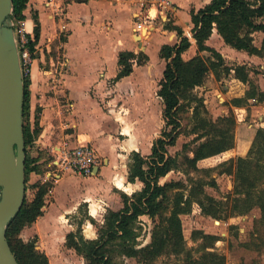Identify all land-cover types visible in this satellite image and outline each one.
I'll return each instance as SVG.
<instances>
[{"label":"trees","instance_id":"trees-1","mask_svg":"<svg viewBox=\"0 0 264 264\" xmlns=\"http://www.w3.org/2000/svg\"><path fill=\"white\" fill-rule=\"evenodd\" d=\"M28 2L13 0L10 18L16 32L20 27L19 22L25 19ZM263 18L264 0H211L198 12H191L197 52H207L209 55L204 57L197 54L187 60L182 55L190 47L188 38L182 37L180 28L169 23L165 25L181 37L178 44H165L159 51V57L166 62L157 90L163 104L165 124L160 136L153 142L150 155L143 156L135 151L130 155L127 180L131 183L141 182L142 189L130 196L121 195L123 208L118 212H106L104 224L98 228L97 239L84 240L81 228L66 236V246L83 257L85 264H117L113 260V244L116 241L121 243L117 253L137 258L142 264H152L161 256L178 257L173 264H226V257L214 249V242L218 239L215 235L195 230L193 240H201L197 250L199 256H193L187 249L181 221V215L186 214L197 213L224 220L232 216L242 217L258 208L260 217L254 226L253 242L244 243L243 246L258 251L264 246V120L258 122L247 154L244 157L234 155L236 124L249 119L251 105L264 104V91L250 78V73L262 72L245 64L228 65L219 52L206 45L215 29L231 48L264 57V40L260 47H256L253 37L256 32H264ZM33 20L34 36L26 35L27 48L32 56L40 36L36 13ZM146 59L143 52H120L119 69L114 81L130 75L133 66L144 63ZM210 73L217 81L229 79V111L215 119L210 116L203 97L195 93V89L206 82ZM23 81L24 116L30 111L28 74L24 73ZM188 112L191 115L187 135L194 136L192 143L195 145L189 148L188 144H183V154L179 160L169 155L168 148L175 145L182 133V115ZM40 115L41 108L37 107L33 124L23 123L25 186L30 174L44 175L53 159L49 153L34 157L27 150L42 131ZM175 169H181L188 176V184L181 180L160 184V179ZM213 173L232 177L233 189L226 200H217L205 191L206 186L216 187ZM52 183L46 180L35 184L33 199L27 201L25 197L20 211L7 227L6 238L18 264H50L44 252L37 248L36 238L24 241L20 233L43 215L44 198L51 190ZM141 215L151 218L155 225L150 242L136 248L133 245V229ZM90 221L95 224L93 219Z\"/></svg>","mask_w":264,"mask_h":264},{"label":"crops","instance_id":"crops-1","mask_svg":"<svg viewBox=\"0 0 264 264\" xmlns=\"http://www.w3.org/2000/svg\"><path fill=\"white\" fill-rule=\"evenodd\" d=\"M48 1L29 0L21 22L23 32L31 38L34 13L40 24L28 72L30 102L34 110L41 108L42 131L33 144L39 149L50 146L49 151L89 144L98 155V164L91 176L70 169L60 171L44 198L43 215L22 235L25 241L36 238L37 248L50 264H84L83 257L66 246V236L76 232L70 218L85 207L89 221L81 225V234L84 240H95L106 212L123 208L121 195L130 196L142 189L141 182L127 180L130 155L134 151L150 155L153 142L160 136L165 123L157 90L166 62L159 57V51L163 45L181 40L175 30L165 25L180 28L182 37L188 38L190 47L182 55L185 60L205 55L206 52H196L191 12H198L211 0H171L175 9L169 21L159 25L158 21L148 37H139V41L134 40L136 19L131 0H54L47 5ZM253 37L254 45L260 47L264 32H256ZM206 45L219 52L228 65L245 64L263 71L256 75L255 83L264 91V57L231 48L215 29ZM122 51L143 52L147 59L135 64L130 75L114 81ZM151 52L159 57V70L151 60ZM187 52L194 55L186 57ZM112 63L114 69L108 71ZM210 77V88L203 85L207 94L214 93L219 82L213 74ZM222 109L226 112L225 106ZM243 124L239 122L235 129L234 150L240 157L247 154L256 132L252 127L245 131ZM52 131L58 132L56 142L51 138ZM65 178L68 185H64ZM221 179L219 176L216 180Z\"/></svg>","mask_w":264,"mask_h":264},{"label":"rangeland","instance_id":"rangeland-1","mask_svg":"<svg viewBox=\"0 0 264 264\" xmlns=\"http://www.w3.org/2000/svg\"><path fill=\"white\" fill-rule=\"evenodd\" d=\"M159 24H161L160 21L158 22V25ZM17 33L18 32L14 30L16 41H17V36H18ZM138 39H139V36L135 35L134 40H138ZM258 41H259V38L256 37V42ZM192 55H194V52L186 53V57H189ZM208 55L209 53L206 52L205 55L203 56L205 57ZM150 56H151L152 62L155 65L156 70H159L162 67V64L158 62L159 57L154 52H151ZM113 69H114V64L113 63L108 64V71H111ZM25 74H28V73H25ZM211 74L212 73L209 74L206 82L203 84V85L207 84L208 88H210L209 82L211 79L210 77ZM256 75L257 74H253V78L251 79L254 82L258 78V76ZM228 81H229L228 78H222L218 82L217 86L216 85L214 86V89H215L214 93L207 94L206 93L207 90L203 88V85L195 89V93L198 96L203 97L205 105L213 109L214 112L211 110L213 113H211V111L209 110L210 116L213 119L217 118L220 115H226L229 111V105L227 104V102L229 101V96L227 94ZM224 106H225L226 112H221ZM262 106H264V104L250 106L249 119L246 120L245 122H242V124L244 123L243 129L245 131L247 130L248 127L257 129L258 122L264 120V109H261ZM254 108H257V110L259 109V111H254L253 110ZM34 111L35 110L32 106V102H30L29 114L25 113V115L23 116L24 124H27V123L33 124ZM214 114H217V116H214ZM190 115H191L190 112L182 115V120H181V132L182 133L178 136L175 145L168 148L169 155L172 157H177L179 160H181V157L183 154V151H182L183 144H188L189 148H192L195 145L194 143H192L194 136L187 135V130L189 128ZM51 133H52L51 138L53 137L52 140H55L56 142L58 138L57 136L58 132L52 131ZM49 149H50V146L46 148L42 147V149H39V147H36L35 144H32L31 146L27 148L29 154L34 157L37 156L38 154H40L41 156L43 155L45 156V153L51 154ZM189 155L191 154L189 153ZM234 155H235V150H234ZM65 174H67V172ZM44 175L30 174L27 177V182L25 186L26 187L25 197L27 201H31L34 197V194L36 192L35 184L45 181ZM219 176H222V179L219 182H217L216 180V187L206 186L205 191L207 194H209L210 196L214 197L217 200H226L227 196L231 195V192L233 189V180H232V177L227 176L226 174L218 175L217 173H213V177H215V179H217V177ZM170 180H181L185 182V184H188V176L181 169H175V170L170 171L164 178L160 179V184H163L164 182H168ZM63 182H64V185L65 184L68 185L67 178H65ZM71 186L73 185L71 184ZM71 189L74 190L73 188L70 187V190ZM259 217H260V211L258 208L252 209L248 214L242 217L232 216L224 220L214 219L212 217L205 216L202 214H197V213L181 215L183 235L185 238L186 247L188 250L191 251L193 256L195 257L199 256V252L197 250L199 248V244L201 240L194 241L192 238V233L195 230H201L204 233L217 236L218 239L214 242L213 246H214V249L218 253L226 257V264H253L257 262L260 264H264V246H262L259 251L253 248L251 249L245 248L243 246L244 243H248L250 241L253 242L252 236H254L253 235L254 226H255L256 221L259 219ZM70 219L75 223L76 230L78 228H81V225L85 221H89L86 208L82 207L77 213V215H74ZM154 225H155V222L152 221V219L146 215H141L137 218L134 224V229H133L134 234H135L134 242H133L134 247L140 248L150 242L151 232L153 230ZM22 231L20 233V237L22 240L25 241V236L22 235ZM81 233H82V230H81ZM120 244L121 243H119L118 241H116L115 244H113L114 246L113 260L117 262V264H142L137 260V258L127 257L125 255H121L117 253L119 251ZM129 244H131V242ZM82 259L85 264L84 258ZM177 259L178 257H174V256H161L157 258L152 264H173L175 261H177Z\"/></svg>","mask_w":264,"mask_h":264},{"label":"water","instance_id":"water-1","mask_svg":"<svg viewBox=\"0 0 264 264\" xmlns=\"http://www.w3.org/2000/svg\"><path fill=\"white\" fill-rule=\"evenodd\" d=\"M12 10L13 0H0V264H18L6 230L23 205L26 188L24 71L10 18Z\"/></svg>","mask_w":264,"mask_h":264},{"label":"built area","instance_id":"built-area-1","mask_svg":"<svg viewBox=\"0 0 264 264\" xmlns=\"http://www.w3.org/2000/svg\"><path fill=\"white\" fill-rule=\"evenodd\" d=\"M53 1L49 0L47 5H50ZM131 4L135 9V32L140 39H146L150 30L158 21H169L175 9L171 0H131ZM55 10L59 11V7ZM19 26L16 44L19 49L23 70L25 73H28L31 53L27 48L28 39L21 28V22H19ZM145 27L148 29L146 37L142 35V30ZM50 153L53 159L49 163L50 169L44 175L45 181H55L59 172L67 169L83 176H91L94 174V168L98 164V155L89 144L73 149H52Z\"/></svg>","mask_w":264,"mask_h":264},{"label":"bare ground","instance_id":"bare-ground-1","mask_svg":"<svg viewBox=\"0 0 264 264\" xmlns=\"http://www.w3.org/2000/svg\"><path fill=\"white\" fill-rule=\"evenodd\" d=\"M147 33H148V29L145 27L143 28L142 30V35H144L145 37L147 36ZM145 40V39H144Z\"/></svg>","mask_w":264,"mask_h":264}]
</instances>
